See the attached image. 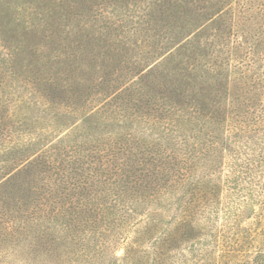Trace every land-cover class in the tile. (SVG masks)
Wrapping results in <instances>:
<instances>
[{"label":"trees","instance_id":"trees-1","mask_svg":"<svg viewBox=\"0 0 264 264\" xmlns=\"http://www.w3.org/2000/svg\"><path fill=\"white\" fill-rule=\"evenodd\" d=\"M86 1L21 0L17 33L0 14L1 257L31 236L86 256L123 245L113 264H174L182 241L188 264H264V0H88L145 2L139 28L71 23ZM17 82L31 124L48 119L38 139ZM53 226L66 237L46 240Z\"/></svg>","mask_w":264,"mask_h":264},{"label":"rangeland","instance_id":"rangeland-1","mask_svg":"<svg viewBox=\"0 0 264 264\" xmlns=\"http://www.w3.org/2000/svg\"><path fill=\"white\" fill-rule=\"evenodd\" d=\"M16 4H19V6H27V4L21 5V0H2L0 1V14H6V18L9 19V27L16 30V33L18 31V28L16 26L17 23H20L21 21H23L22 23H24V26H27V22L30 20V14H16ZM91 3H89V1L87 0L86 3H84L82 5V14H78L77 16L71 17V23H77L79 20H81L82 24L83 22H88L90 24L93 23V25L95 24V26L97 25H104L106 24V22H110V21H115L117 19H124L127 21V27L130 26L132 20H137L140 22L136 23L134 25V27L139 28V26H143V27H147L146 24L143 23V19L147 18L149 14L145 15L148 11H151V8L147 7L148 5L145 2L142 1H129L127 4V6H119L117 5V7H114V9L111 8H107L109 10H106V12L103 14H100L102 12V10L99 9V7L97 8V12H93V11H88L89 13H93V14H88L87 13V8L89 7ZM18 8V7H17ZM96 6L94 7L95 10ZM100 10V11H99ZM111 11V12H109ZM156 15V14H153ZM101 16V17H99ZM22 19V20H21ZM63 22V20H62ZM67 22V21H65ZM129 28V27H128ZM155 30H151L148 31L147 33H154ZM30 32H28L27 34H24V32H22L20 34V36L22 37H26L25 41L23 43V47L25 46V44L27 43V39H29L30 37H32L33 35H31ZM131 34H128V37H130ZM145 36V35H144ZM37 36H33L31 39H35ZM153 40V37H149V43H151ZM146 42V41H145ZM21 46V49H22ZM122 46V44L120 45ZM49 51V50H48ZM48 51L46 50V48H42V49H38V51L36 52L37 54H47ZM22 52H19V56L21 58L22 56ZM26 55L24 54V57ZM135 58H132L131 61H134ZM123 59L120 61V65H123ZM40 67V61L36 64V65H31L29 68L32 71L38 70ZM19 84L21 83H18ZM29 87V86H28ZM28 87H24L23 85L19 86L18 88V93L22 96H26V98H28L26 101L22 102V106L26 107L30 106V111L28 112V108L24 109L26 111L27 117L30 119L25 120V122L28 124L26 125L24 122H22L21 128L23 126V128H25L27 131H30V137L35 139H38V133H44V131L47 130V128H45V125L48 122V119H39V121L37 120L36 123H34L33 125L31 124V122L36 118L37 119V115L39 114V110L37 109L39 107L38 104H33L32 102H30V98L32 96L31 93H29V91L27 89H29ZM35 101V100H34ZM27 103H30V105H28ZM90 104H87L86 107L84 108H78V114H80L83 110H87L89 108ZM24 117L25 115H21L19 118L21 121H24ZM31 121V122H30ZM44 127V128H43ZM72 130H69V132ZM65 133V132H63ZM63 133H58L56 132L55 134H59V135H63ZM81 133V132H80ZM53 134V135H55ZM99 138L102 142H107L111 139L112 135L111 133H107L105 131H102L99 133ZM52 135V136H53ZM18 138H22L24 136H27L25 133H18ZM38 136V137H37ZM41 138H43V136H41ZM49 138V137H48ZM32 142H34V139L32 140ZM68 143V142H67ZM77 148L79 147H83V148H87V146H90L92 143L91 142H85L84 140H78L77 142ZM74 143H71L70 145H73ZM45 224V223H44ZM35 226L34 224H29V227L26 229L27 231H29L27 234H31V233H35V229L33 228ZM41 230V229H40ZM40 230L37 229V234L40 235ZM64 235V236H63ZM43 236L46 238V240H51L54 237L61 238L66 237L65 233H62V230H60V232L58 231L57 227L53 226L52 228H50L48 230L47 233H44ZM41 241H44L43 238ZM61 240H57V242H60ZM62 242L64 244L65 239H62ZM2 242L0 243V253H2L3 248H2ZM194 244L188 241H182V243L180 244V246L177 249H174L172 251V255L173 258L172 260H174V264H188L187 262H185V258L181 255L182 254H186L187 256H191V253L188 251L189 249V245ZM6 245V244H5ZM4 245V246H5ZM84 246L86 245L85 243L83 244ZM91 246V244H89ZM198 245H196L197 247ZM71 246L66 243L65 245H59L56 246L54 243H50L49 247L46 248L45 244L42 246H39L38 244H34V240L31 238V236H28L26 238V240H21L20 242L17 243V245H12V249L7 250V251H11L10 254H8V257H1L0 255V264H4V260L5 262H11V264H113V261L115 259V257L121 256L123 255V245H119L118 247H115L116 250L113 251L106 248H101L100 252H93L92 249L89 248L90 253L88 254V256H86L84 253H76L75 249H72V252H70L71 250ZM2 249V251H1ZM35 249V250H34ZM105 250V251H104ZM191 250V249H190ZM6 251V250H5ZM104 251V252H103ZM175 256V257H174ZM177 259V260H176ZM195 260V259H193ZM200 263H204L206 262L205 259L200 260L198 259ZM128 261V260H127ZM3 262V263H1ZM191 262V261H190ZM121 261L118 260L116 262V264H120Z\"/></svg>","mask_w":264,"mask_h":264}]
</instances>
